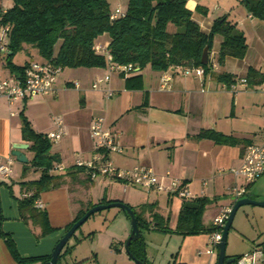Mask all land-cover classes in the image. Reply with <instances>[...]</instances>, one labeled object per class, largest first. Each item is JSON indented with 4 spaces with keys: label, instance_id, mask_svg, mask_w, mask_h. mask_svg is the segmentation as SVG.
Segmentation results:
<instances>
[{
    "label": "crops",
    "instance_id": "obj_1",
    "mask_svg": "<svg viewBox=\"0 0 264 264\" xmlns=\"http://www.w3.org/2000/svg\"><path fill=\"white\" fill-rule=\"evenodd\" d=\"M219 1L228 5L213 18L210 17L209 10L203 7L204 0H187L186 7L191 10L192 19L203 32H208L213 21L224 14L243 34L250 32L256 37L251 44L252 57L248 54V47L247 55L242 60L227 56L223 64L218 65L216 57L221 37L214 35L208 57L213 67L205 76L184 74L174 68L158 72L148 66L128 76L109 73L106 67H66L56 77L54 96H35L13 103L0 97V160L11 158L10 176L5 179L0 177V228L11 237L21 256L50 255L63 235L64 228L73 218L81 210H88L103 201H120L133 208L154 203L155 211L167 219V224L170 217L175 218L173 224L168 226L175 228L177 214L185 203L181 199L170 196L165 191L138 188L107 176L97 175L91 178L87 169L74 166L75 159L89 160L96 153L89 131L91 120L95 117H102L105 126L117 133V142L122 147V152L109 153L107 158L119 168L146 166L161 177L168 172L170 176L183 180L191 192L198 193L202 190L205 197L215 198L216 202L223 192V186L216 187V182L208 174L211 165L220 163L222 168L217 169V173L223 181L226 179V188L233 185L234 177L227 170L240 164L241 150L260 139L264 125V93L260 90L261 83L245 87L237 83L239 79L245 78L248 67L264 75V20L256 21L238 3L239 0H216ZM196 6L201 9H196ZM234 8H239V13H245L244 16L234 14ZM216 9L221 7L217 5ZM98 39V44H107L109 41L106 34ZM32 50L33 58L25 62L43 60L36 49ZM4 57L5 54H0V80L11 78L4 67ZM64 69L68 76L61 79ZM220 72L235 76L234 93L215 79V74ZM165 73L171 76L169 90L159 87L160 78ZM107 74V81L101 82L96 89L91 87L95 80ZM136 76H140V79L130 84L140 86L127 87L126 78ZM73 82H77L79 87L74 88ZM107 90L112 91L111 96H107ZM21 110L35 132L46 137L55 128L53 117L62 120L65 132L50 146L51 156L58 159L52 165L62 167L51 173L60 174L61 182L40 193L35 202L38 209L47 213L50 226L57 230L38 239L35 235L39 228L23 222L17 207V199L23 196L20 183L36 180L40 175L39 169L29 166L32 152L29 149L30 142L21 136ZM200 130H214L239 141L234 145L215 144L211 140L197 137ZM14 144L27 145L21 149L26 162H19L12 156ZM163 181L167 183V179ZM203 181L206 182L205 185H202ZM161 200L164 201L165 208H169L167 215L160 212ZM172 208L176 209L175 214L172 213ZM219 210H214L211 222ZM188 237L191 240L187 245L194 244L197 235ZM0 246L8 252L1 238ZM200 250L197 254H205L199 253ZM8 254L11 257L9 252ZM3 255L2 257H6L4 252ZM185 257L181 252L182 264H198L194 256L187 260ZM211 258L209 257V262ZM8 259L10 261L6 262L0 259V264H16L12 257Z\"/></svg>",
    "mask_w": 264,
    "mask_h": 264
},
{
    "label": "trees",
    "instance_id": "obj_2",
    "mask_svg": "<svg viewBox=\"0 0 264 264\" xmlns=\"http://www.w3.org/2000/svg\"><path fill=\"white\" fill-rule=\"evenodd\" d=\"M6 1V6L0 4V24L10 27L4 67L11 77L17 79L23 78L27 62L18 65L13 63L12 58L24 45L36 49L39 57L61 68H105V56L94 50V45L98 44V38L103 34L109 38L106 49L112 62L130 63L139 67L140 71L146 66L158 72L170 68L180 70L183 67H200L205 76L210 73L212 63L209 58L206 63H202L201 53L207 46L209 57L214 35L221 37L216 57L218 65H222L227 56L242 60L247 55L245 36L241 30L235 28L234 23H230L223 15L213 21L208 32H203L192 19V12L186 7L187 0H127L124 14L113 19L110 18L113 9L109 6V0ZM239 2L248 14L264 20V0ZM196 9L201 7L196 6ZM169 24L174 27L171 32L167 30ZM214 77L225 88H229L236 81L234 75L225 72L217 73ZM139 79L140 76L126 78V86L138 88L140 84L130 83ZM263 79V74L253 68H247L246 86L259 85ZM19 116L22 139L30 142L32 158L29 166L39 169L40 175L36 180L20 183L23 196L17 199V207L23 222L39 228L38 234L35 235L38 239L56 231L57 228L50 226L47 213L38 209L35 202L40 193L60 184L61 175L50 172L54 162L50 154L51 143L45 135L31 128L22 110ZM197 137L219 145H234L239 141L233 136L214 130H200ZM246 195L250 196V192ZM214 201L215 198L196 197L191 201L197 204L195 209L185 208L183 203L177 214L174 229L168 227L166 218L153 211L156 207L154 203L141 204L138 208L128 206L134 213L139 231L140 227H151L165 233L192 236L209 234L214 230L212 225L204 226L201 222L203 210ZM105 203L108 202H102ZM86 210H81L64 228V232ZM146 211L150 213V223L144 217ZM125 215L127 216L126 213ZM1 220L2 218L0 224ZM0 238L16 264H45L50 258V255L21 256L11 237L3 233L1 228ZM262 244L264 246V242ZM128 252L134 258L147 262L141 236L129 243ZM59 257L60 254L56 264ZM229 257L237 256H225Z\"/></svg>",
    "mask_w": 264,
    "mask_h": 264
},
{
    "label": "built area",
    "instance_id": "obj_3",
    "mask_svg": "<svg viewBox=\"0 0 264 264\" xmlns=\"http://www.w3.org/2000/svg\"><path fill=\"white\" fill-rule=\"evenodd\" d=\"M123 14L124 11L119 7H115L110 13V18L113 19ZM9 31L10 27L8 25L0 24V54H6L7 52ZM106 45L101 46L100 44H95L94 50L105 56L106 69L109 73L128 76L140 71L139 67L130 63L119 64L112 62ZM61 69L60 66L54 65L48 60L30 61L24 69L22 79L11 77L0 80V97H4L10 103H13L16 100H23L35 96H54L56 94V77ZM180 71L184 74L193 73L197 77L203 76V70L200 67H183ZM108 79L109 74L104 75L95 80L91 84V87L96 89L101 82L107 81ZM170 79L171 76L168 73L163 74L160 78V89L169 90ZM237 83L244 87L246 86L245 78L239 79ZM73 87L78 88L79 84L73 82ZM223 87L225 88L224 85ZM227 89L234 93L236 91V82L231 84ZM260 90L264 93V79L262 80ZM111 95L112 91L107 90V96ZM52 122L55 128L46 134V138L50 143L57 141L65 133L60 118L53 117ZM89 131L91 138L94 140L96 153L89 160L75 159L74 166L87 169L91 178L97 175L107 176L111 179L146 190L165 191L168 195L179 198L184 202H191L196 197L204 196L202 190L198 193L191 192L183 180L170 176L168 172L161 177L146 166H134L132 168H119L115 166L107 158V155L109 153H121L122 147L117 142V133L105 126L102 117H95L91 120ZM10 165V157L4 161L0 160L1 178L5 179L10 176ZM61 169L62 167L60 165L54 164L50 168V172ZM227 171L234 177V183L229 187L232 202L222 206L212 219L211 225L214 227V230L207 234L208 241L206 248L199 252H203L209 257L215 256L216 258V245L220 241L222 229L229 216L233 202L240 197L246 196L249 192L248 186L264 175V125L261 130L260 139L244 148L240 164L236 167L229 168ZM165 179H167L166 184L163 181ZM205 183L203 181L202 185H205ZM230 264H264L263 244L254 245L252 249L235 257L234 261Z\"/></svg>",
    "mask_w": 264,
    "mask_h": 264
},
{
    "label": "rangeland",
    "instance_id": "obj_4",
    "mask_svg": "<svg viewBox=\"0 0 264 264\" xmlns=\"http://www.w3.org/2000/svg\"><path fill=\"white\" fill-rule=\"evenodd\" d=\"M0 4L4 7L6 6L7 1L0 0ZM126 4L127 0H109V6L111 9L119 7L125 12ZM202 5L209 10L210 17L213 18L223 11L228 4L223 1L216 2V0H204ZM217 5H219L221 9L217 10ZM239 12V8H234V14L243 17L245 13ZM257 19L258 18H256V21ZM173 28L174 27L171 24L167 26V30L170 32L174 30ZM249 28H251L250 25ZM251 30L252 29L249 31ZM244 34L248 44L247 48H250L249 51L247 49L248 54L252 57L253 50L251 44L256 37H253L250 32H244ZM100 45L104 46L105 44L100 43ZM33 53L34 51L32 50V47L25 46L15 53L13 61L17 64H22L27 59H32ZM65 76H68V72L64 69L60 78L64 79ZM219 168H222L220 163L211 165V171L208 175H211V178L216 182V187L223 186L221 187L223 192L218 196L216 202H213L203 210L201 222L205 226H208L211 222L214 210L220 209L222 206L232 202L229 188H226V179L223 181L217 173V169ZM249 192L250 197L256 201L264 200V175L259 177L249 187ZM164 204V201L161 200L160 212L167 215L169 208H165ZM153 211H155V208ZM171 211L173 214L176 213V209L174 208H172ZM144 217L148 222L151 221V216L148 211L144 213ZM174 220L175 218L170 217L168 226H171ZM130 230V220L120 208L109 207L96 211L91 214L68 239L60 252L58 264H136L134 260L130 258L124 247L125 240L127 239ZM139 232L143 239L144 252L147 261L146 264H182V261L180 260L181 252L186 255L184 258L186 260L188 257L191 258L194 256V258L197 259L196 261L198 264H207L209 262L208 255L197 254V251L201 248H206L208 241L207 234L197 235L194 239V244L187 245L188 241L191 239L188 236L179 233H165L152 229L151 227H140ZM261 241H264V206L252 204L239 206L234 213L231 226L227 233L225 255H241L252 249L254 245ZM196 243L198 246H196ZM4 250L5 249H2V246H0V259H4L5 262L7 260L10 261L8 258L11 257L8 252ZM3 252L7 258L2 257L4 256ZM215 261L216 258L213 256L210 259L209 264H215Z\"/></svg>",
    "mask_w": 264,
    "mask_h": 264
},
{
    "label": "water",
    "instance_id": "obj_5",
    "mask_svg": "<svg viewBox=\"0 0 264 264\" xmlns=\"http://www.w3.org/2000/svg\"><path fill=\"white\" fill-rule=\"evenodd\" d=\"M207 60H208L207 46H205L202 50L200 61L202 63H206ZM26 147H27V145L14 144L12 147L13 150L11 152L12 156H14L15 159L19 162H26L27 159L24 156V154L21 152V149L26 148ZM51 157L53 160L58 161V159H55L54 155H52ZM246 204L264 206V200L256 201L255 199H253L249 195H246V196H243V197L236 199L233 202L229 216H228V218H227V220L223 226L220 241L216 245V261H215V264H230L234 261L233 257L225 258V256H226L225 255L226 237H227L228 230L231 226L235 211L237 210V208L239 206L246 205ZM109 207H118L127 214L128 218L130 220L131 230H130V233H129V235H128L127 239L125 240V243H124L125 250L128 253V255L130 256V258H132L136 264H146L145 260H138V259L134 258L128 252L129 243L132 240L137 239L140 236V232H139L137 221H136V218L134 216L132 209L127 204L120 202V201H112V202H108L105 204H96V205H93L88 210H86L85 213L79 219H77L70 226V228L67 231H65L63 233V235L59 238V240L56 242V244L54 245V247L50 253L49 260L46 261L45 264H56L58 255L60 254L62 248L64 247V245L66 244L68 239L78 229V227H80L86 221V219L91 214H93L94 212L102 210V209H106ZM184 207L188 208V209H195V208H197V204L194 202L187 201L184 203ZM0 219H1V207H0Z\"/></svg>",
    "mask_w": 264,
    "mask_h": 264
}]
</instances>
